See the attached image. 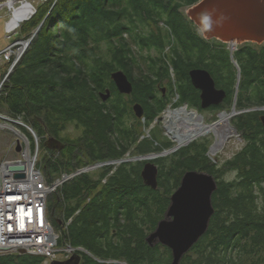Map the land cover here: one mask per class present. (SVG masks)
I'll return each mask as SVG.
<instances>
[{
  "label": "trees",
  "instance_id": "obj_1",
  "mask_svg": "<svg viewBox=\"0 0 264 264\" xmlns=\"http://www.w3.org/2000/svg\"><path fill=\"white\" fill-rule=\"evenodd\" d=\"M199 2L49 0L45 11L21 24L35 29L32 37L40 30L5 82L2 103L12 116H24L43 138L47 155L40 164L50 182L94 162L121 160L134 146L135 153L146 157L172 148L156 131L142 139L133 106H142L149 129L171 106L174 88L170 97L158 93L159 85L168 80L179 96L176 106L187 105L203 114L200 92L190 80L193 69L207 70L217 88L227 93L224 103L211 110L229 111L235 104L237 111L250 109L233 119L246 145L224 168L207 157V139L153 161L159 169L157 190L144 185L146 161L124 163L111 175L110 169L82 174L66 183L48 201L54 228L63 231L61 245L82 247L103 261L172 264V251L161 244L150 247L147 236L165 218L183 176L201 171L218 180L215 214L207 233L181 264H264V112L251 111L264 107V44H243L231 57L225 45L204 40L181 12ZM127 37L148 53L150 72L144 78H135L138 60ZM102 46L107 48L104 55ZM119 71L133 84L129 95L113 83L111 76ZM107 90L112 95L104 101ZM70 125L82 129L83 137H63ZM46 136L61 148L46 146ZM81 154L88 160H81ZM226 171L236 172L237 178L221 180ZM70 219L72 225L64 231ZM83 258V264H100ZM44 262L30 255L0 256V264Z\"/></svg>",
  "mask_w": 264,
  "mask_h": 264
},
{
  "label": "water",
  "instance_id": "obj_2",
  "mask_svg": "<svg viewBox=\"0 0 264 264\" xmlns=\"http://www.w3.org/2000/svg\"><path fill=\"white\" fill-rule=\"evenodd\" d=\"M187 15L195 27L201 31L204 40H217L232 48L246 43L264 44V0H200L190 8ZM206 17L211 18L210 26ZM35 35L30 39V44ZM232 53L233 51L231 57ZM189 75L195 90L200 92L201 109L219 107L224 103L227 97L226 91L217 88L215 80L207 70L193 69ZM111 77L121 94L129 95L133 92V84L124 72H115ZM110 95V91L107 90L106 94L102 95L104 101ZM133 108L136 116L142 118L144 115L142 106L137 104ZM236 112L235 104L232 113L236 114ZM261 122L264 128V115L261 117ZM46 146L52 149L61 148L60 142L54 139H48ZM19 150H21L20 147L16 152ZM157 156L141 158L147 162L142 171L144 185L154 190L158 189L159 169L153 162L159 158V154ZM25 169V166L18 165L8 167L10 172L17 174ZM24 176V174H19L14 178L23 179ZM217 181L213 175L206 172H187L183 176L180 188L171 196V205L167 209L165 219L158 223L155 232L147 236V243L150 247L161 244L172 251V264H181V260L207 233L210 221L215 214L213 194L218 189ZM23 254H25L24 251L20 255ZM82 261L80 256L75 255L67 262H53L52 264H81Z\"/></svg>",
  "mask_w": 264,
  "mask_h": 264
},
{
  "label": "built area",
  "instance_id": "obj_3",
  "mask_svg": "<svg viewBox=\"0 0 264 264\" xmlns=\"http://www.w3.org/2000/svg\"><path fill=\"white\" fill-rule=\"evenodd\" d=\"M23 52L19 53L15 61L21 59ZM0 129L10 130L16 136L15 152L18 147L21 148L15 159L0 164V256L20 255L24 251L23 255L42 257L45 259L43 264H51L62 261L63 257L67 258L69 255L72 257L83 253L91 255L83 248H75L68 243L60 244L64 237L63 231L54 228L48 201L74 178L107 169L115 166L117 162L99 161L87 165L83 170L78 169L73 174H62L59 179L50 182L44 176L40 164L43 161L41 151L43 139L41 140L35 130L28 125L24 116L12 117L0 113ZM11 165L25 166L26 169L18 174L12 173L8 170ZM19 174H24L25 178L15 179L14 177ZM72 222L73 219H70L62 226L64 231L68 230Z\"/></svg>",
  "mask_w": 264,
  "mask_h": 264
},
{
  "label": "rangeland",
  "instance_id": "obj_4",
  "mask_svg": "<svg viewBox=\"0 0 264 264\" xmlns=\"http://www.w3.org/2000/svg\"><path fill=\"white\" fill-rule=\"evenodd\" d=\"M8 2H11V0L0 1V113L4 114V115L12 116V114L9 113L10 111H8V109L4 105V103H2V99L4 96V93H3L4 87L3 86L5 85V82L9 80L8 78L10 76L9 73L11 72V70L13 73L15 67L20 62L19 61L20 59L18 61H15V60L17 59V56L19 55V53L22 52V49H23L22 47L24 46V44L26 45V43L32 38V35H33L35 29H31L30 26L29 27L27 26L24 29L23 26H20L19 29H16L12 33L11 32L9 33L7 30V25H8V23H10L9 21H11V19L13 18L14 11H13V9H10V7H8ZM28 4H30L33 8V13L31 15V17H32L33 14H35V12L39 13L40 11H45V7L48 6L49 0H16V2H15L16 7L15 8H19L22 6L24 7V5H28ZM190 8H191V6L181 9V12L187 18H189L187 14H188V11L190 10ZM51 9H52V7H50L49 12L51 11ZM48 15H50V13ZM161 27H163V25H161ZM200 34L203 37V34L201 33V31H200ZM126 39H128V43L132 42L130 37H127ZM213 42H215V41H213ZM218 42L221 43L222 45H225L226 49L230 53L236 49V47L232 48L228 44H224L220 41H218ZM131 45H132L133 51L135 53L134 56L138 60L137 67L135 68V78L136 79L144 78V77L148 76L149 72H150V69L148 68L149 64L146 60L148 53L147 52H140L134 43H131ZM251 45L255 48L262 46V45H257V44H251ZM30 46H31V44H30ZM239 47H242V46L240 45V46H238V48ZM29 48L30 47L28 46V48H25V50H23L24 51L23 55L26 53V51H28ZM10 50H12L13 52L8 53V51H10ZM106 51H107L106 46H102V54L103 55L105 54ZM154 54H155L154 51L151 52V55H154ZM9 55H10V58H9ZM11 59H13V60L11 61ZM21 59H22V57H21ZM16 62H17V64L15 65ZM233 65H235V62L233 63ZM172 77L175 78L173 71H172ZM173 85H174V82L171 84L168 80H164L159 85L160 87L158 89V91H159L158 93H160L162 88H167V86H169L170 89L166 94H167V97H170V96H172L170 93L172 90L171 88H174V90H173L174 92H172V93H174V97L172 99L171 106H169L167 108V110L170 108L178 109V108L187 107L186 105H183V107L176 106L177 105L176 103L179 100V96L177 95V93H175L176 87H173ZM158 93H157V95H158ZM236 96H237V92H236ZM236 99H235V102L237 101ZM188 108L191 111H197L202 116V118L204 119L206 124L212 125V124L217 123L220 120V117H219L220 114H223L224 112L232 113V110L234 107L229 109V111L225 110L223 112L219 111V110H211L209 108L207 110H203L204 111L203 114L200 113V111L197 109H192L190 107H188ZM167 110L162 114V116L160 118H158L156 123H154L149 129H148V127L146 128L144 126L146 124V122L142 118L139 119L141 121V126L139 125L136 127L137 130L140 131L139 134L140 133L143 134L142 139L150 138L152 135L151 132L153 133L154 131H156V133L159 134V138L161 141H164V142L169 141L173 145L172 148H170L169 150H166V151L160 153L159 159L173 155L174 153H176L180 149L186 148L192 144V143H189L187 146H179L178 143L172 139L169 132H167L168 131L167 130V123H166V120H164V118H165L164 116L166 115L165 113L167 112ZM251 111H261V113H262V112H264V107L258 108V109L254 108ZM249 112H250V109H249V111L248 110L237 111L236 114L240 115V114L249 113ZM236 114H234L232 116L233 119L236 117ZM263 115L264 114H262V116ZM12 117H15V116L13 115ZM233 121L234 120L231 119L230 125H231V127L235 128V130H236V127L234 126ZM82 134H84L82 129L80 130V129H77V127L75 125H70L63 137H65L69 141H77L81 137H83ZM44 138L51 139L50 137H47V136ZM207 139L210 141V144H211L210 151H209L207 157H209L211 159L212 163L214 165H217L220 169L224 168V165L228 161L232 160L237 154H239L246 145V143L244 142L245 140H244L243 133L236 130L235 136L233 138L229 139L226 142L227 143L226 146L223 147V149H221L215 155L212 153V147L215 145V142H217L216 134L211 133V134L206 135L202 138H198L193 143L202 142V141L207 140ZM16 141H17L16 136L10 130H7V129L1 130L0 129V164L3 161L13 160L17 157V152H15V148H14V144L16 143ZM45 141H47V140H45ZM135 149H136V147L134 146L132 151L129 152L126 155V157H124L121 160L120 159L119 160H108V161L117 162V164L115 166L107 168V169H110L109 174L111 175V173H113L112 171L113 170L115 171V169H113L114 167L118 168L124 163L142 162L143 159H141V158H147L150 156L158 157L157 154H149V155H147V157L144 155L143 156L138 155L137 152L135 153ZM41 151H42V160L45 162L44 159H45L47 153H45L46 150H45L44 145L42 146ZM82 159H83V161L88 160V157L85 154H81V160ZM95 163H97V162H94V163L89 164V165H93ZM199 172H201V171H199ZM236 178H237V173L234 171H229V172L226 171L225 174H220V179L224 180L225 182L226 181H234ZM62 245H64V244H62ZM65 245H66V243H65ZM160 246H162V245H160ZM162 247H164V246H162ZM75 248H78V247H75ZM80 248H82V247H80ZM83 255L89 256V257L93 258L94 260L96 259L95 257H93L89 254H86V253H83L82 256ZM62 259H64V260L55 261V262H67V261L72 259V256L69 255V256H67V258L63 257ZM82 260L84 261V258ZM83 261L81 262V264H83ZM96 261H98L100 264H121V263H124L123 261L122 262L113 261V260L103 261L100 259L96 260Z\"/></svg>",
  "mask_w": 264,
  "mask_h": 264
},
{
  "label": "bare ground",
  "instance_id": "obj_5",
  "mask_svg": "<svg viewBox=\"0 0 264 264\" xmlns=\"http://www.w3.org/2000/svg\"><path fill=\"white\" fill-rule=\"evenodd\" d=\"M15 2L16 0L8 2V7L14 11L13 18L7 25V30L11 33L16 29H19L21 24L30 19L33 13V8L30 4H28L29 6L24 5V7L15 8ZM29 44L30 40L26 43V45L24 44L22 51L25 48H28L27 46ZM165 114L164 120H166L167 123V132H169L172 139L177 142L179 146H187L189 143H193L198 138H202L213 133L217 136V142H215V145L212 147V153L216 155L221 149H223V147L226 146V142L233 138L236 134L235 128L230 125L231 119L233 120L232 116L235 113L224 112L223 114H220V120L212 125L206 124L202 116L197 111H191L188 107L178 109L170 108ZM42 139L43 138H41V140ZM77 255L83 259L82 255Z\"/></svg>",
  "mask_w": 264,
  "mask_h": 264
},
{
  "label": "flooded vegetation",
  "instance_id": "obj_6",
  "mask_svg": "<svg viewBox=\"0 0 264 264\" xmlns=\"http://www.w3.org/2000/svg\"><path fill=\"white\" fill-rule=\"evenodd\" d=\"M190 20V19H189ZM191 21V20H190ZM192 22V21H191ZM116 86V85H115ZM117 88V87H116ZM170 87L167 86V88H162L161 89V94L164 96V97H167V92L169 91ZM110 91V90H109ZM110 94L112 95L111 91H110ZM262 117V116H261Z\"/></svg>",
  "mask_w": 264,
  "mask_h": 264
},
{
  "label": "clouds",
  "instance_id": "obj_7",
  "mask_svg": "<svg viewBox=\"0 0 264 264\" xmlns=\"http://www.w3.org/2000/svg\"><path fill=\"white\" fill-rule=\"evenodd\" d=\"M206 19H208V21H209V26H210V17H206ZM238 48V47H237ZM237 48H236V50H237Z\"/></svg>",
  "mask_w": 264,
  "mask_h": 264
}]
</instances>
